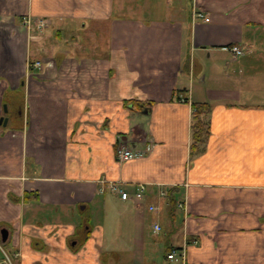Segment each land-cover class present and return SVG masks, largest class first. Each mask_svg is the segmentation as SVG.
Returning a JSON list of instances; mask_svg holds the SVG:
<instances>
[{
    "label": "crops",
    "instance_id": "1",
    "mask_svg": "<svg viewBox=\"0 0 264 264\" xmlns=\"http://www.w3.org/2000/svg\"><path fill=\"white\" fill-rule=\"evenodd\" d=\"M232 43L243 53L222 56ZM193 102L211 104L194 152ZM1 116L0 239L17 264H182L146 258L156 222L184 264H264V0H0ZM110 181L147 187L124 200Z\"/></svg>",
    "mask_w": 264,
    "mask_h": 264
},
{
    "label": "built area",
    "instance_id": "2",
    "mask_svg": "<svg viewBox=\"0 0 264 264\" xmlns=\"http://www.w3.org/2000/svg\"><path fill=\"white\" fill-rule=\"evenodd\" d=\"M22 21L24 23V25H26V27L28 28H36V29H41L43 27H45L49 20L46 17H35L32 18L30 15H25L22 18ZM223 49L229 50L233 56H238L240 54L243 53V49L241 48L240 45L238 44H228V45H224ZM34 64L36 66H41V61L37 60L34 62ZM154 147V142L153 141H148L143 148H136V147H131V146H125V145H119L116 148V158L119 161H127L130 159H135V158H140L145 156L146 154H148L150 151H152ZM135 189L133 194H130L129 191L123 189L120 184L118 183H114V182H109V187L112 190H116L119 192L120 197L122 199H133L135 201H139L141 200V198L144 196L147 184L145 182H137L135 185ZM166 192L165 190L160 189L159 191V195L160 196H165ZM178 207H184V203L179 202L177 203ZM148 208L150 210H155L156 209V205L155 204H150L148 206ZM162 229V226L159 223H154L152 226V231L153 232H159ZM196 241V240H195ZM184 249L182 250H177L172 248L168 253H167V257L170 260H177L180 258L181 261H183L182 264H184V259H185V253H184Z\"/></svg>",
    "mask_w": 264,
    "mask_h": 264
},
{
    "label": "rangeland",
    "instance_id": "3",
    "mask_svg": "<svg viewBox=\"0 0 264 264\" xmlns=\"http://www.w3.org/2000/svg\"><path fill=\"white\" fill-rule=\"evenodd\" d=\"M35 17H40V16H32V18H35ZM46 17V16H45ZM228 50H221L219 51L222 56H227L229 55V53L227 52ZM220 60L217 62V61H213L212 64H210V69H218L220 68ZM222 63V62H221ZM89 206L85 209H82L83 212L80 213V217L81 215L82 216H86L87 213H89ZM110 210L113 212L112 214H110L109 216H111L112 218H115V217H118L119 215V208L117 207H111ZM110 211V212H111ZM115 213V214H114ZM130 228V226H129ZM161 235H160V232L159 233H154L152 232L149 228H148V224H146V226L144 227V230H143V239H144V242H145V248L147 251H149V257H146V258H152L153 260H156V261H163L165 258V254H166V251H165V248H166V241L164 240H161ZM120 243L124 242V243H128V246L130 248V251H132L131 253L134 254V255H131L130 254V257H129V260L130 259H133L131 257H136L138 255V252H137V246L135 245L134 242H132V238L130 237V234L128 236V241L126 240H119ZM0 264H17V261H16V256H19L21 255V252L20 250H18L17 252V255L14 257V255L12 254V251L10 250L9 246L7 244H4L3 242H1V239H0ZM5 252V253H4ZM3 255V256H2ZM152 256V257H151ZM2 257V258H1ZM8 259V260H7Z\"/></svg>",
    "mask_w": 264,
    "mask_h": 264
},
{
    "label": "trees",
    "instance_id": "4",
    "mask_svg": "<svg viewBox=\"0 0 264 264\" xmlns=\"http://www.w3.org/2000/svg\"><path fill=\"white\" fill-rule=\"evenodd\" d=\"M192 107L194 113V122H193V141H192L191 149L194 152L199 147H201L205 141V136L207 133V124L205 120H203V118L200 117V115L208 114L211 110V104L209 102H193ZM169 249L170 247L166 249V252Z\"/></svg>",
    "mask_w": 264,
    "mask_h": 264
},
{
    "label": "water",
    "instance_id": "5",
    "mask_svg": "<svg viewBox=\"0 0 264 264\" xmlns=\"http://www.w3.org/2000/svg\"><path fill=\"white\" fill-rule=\"evenodd\" d=\"M4 109L6 108L4 107ZM6 121H7L6 117H3V116L0 117V123L6 124ZM7 236H8V230L6 228H3L1 230V240L5 241Z\"/></svg>",
    "mask_w": 264,
    "mask_h": 264
}]
</instances>
